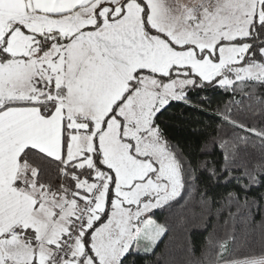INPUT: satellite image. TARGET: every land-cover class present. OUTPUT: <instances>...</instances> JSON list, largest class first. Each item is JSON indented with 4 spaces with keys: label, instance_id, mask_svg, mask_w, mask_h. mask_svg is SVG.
Masks as SVG:
<instances>
[{
    "label": "snow or ice",
    "instance_id": "1",
    "mask_svg": "<svg viewBox=\"0 0 264 264\" xmlns=\"http://www.w3.org/2000/svg\"><path fill=\"white\" fill-rule=\"evenodd\" d=\"M0 264H264V0H0Z\"/></svg>",
    "mask_w": 264,
    "mask_h": 264
},
{
    "label": "trees",
    "instance_id": "2",
    "mask_svg": "<svg viewBox=\"0 0 264 264\" xmlns=\"http://www.w3.org/2000/svg\"><path fill=\"white\" fill-rule=\"evenodd\" d=\"M193 231L195 232L196 229L194 228ZM196 239H197V241H199V240H201L202 238L197 236Z\"/></svg>",
    "mask_w": 264,
    "mask_h": 264
}]
</instances>
